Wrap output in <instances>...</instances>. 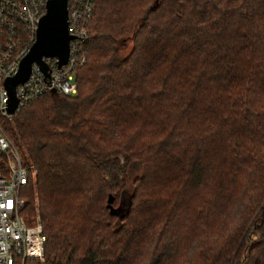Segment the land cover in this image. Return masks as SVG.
Segmentation results:
<instances>
[{
	"label": "trees",
	"instance_id": "trees-1",
	"mask_svg": "<svg viewBox=\"0 0 264 264\" xmlns=\"http://www.w3.org/2000/svg\"><path fill=\"white\" fill-rule=\"evenodd\" d=\"M88 28L76 94L3 123L45 237L16 264H264V0H93Z\"/></svg>",
	"mask_w": 264,
	"mask_h": 264
},
{
	"label": "built area",
	"instance_id": "built-area-1",
	"mask_svg": "<svg viewBox=\"0 0 264 264\" xmlns=\"http://www.w3.org/2000/svg\"><path fill=\"white\" fill-rule=\"evenodd\" d=\"M50 0H0V264H16L21 260L43 258L45 237L37 220L28 225L21 214L24 206L20 189L33 168L21 162L18 149L6 134L3 123L33 99L46 93L74 96L77 92L75 67L85 62L84 45L88 40L93 0H67L68 58L59 66L56 57H43L44 73L32 63L29 76L15 87L18 101L13 115L7 113L8 93L5 81L18 72L21 61L30 51L36 38L40 18Z\"/></svg>",
	"mask_w": 264,
	"mask_h": 264
},
{
	"label": "water",
	"instance_id": "water-1",
	"mask_svg": "<svg viewBox=\"0 0 264 264\" xmlns=\"http://www.w3.org/2000/svg\"><path fill=\"white\" fill-rule=\"evenodd\" d=\"M67 0H50L45 14L40 18L36 31L35 42L30 51L21 61L15 76L5 81L8 93L7 113L13 115L17 109L18 101L15 97V87L24 83L30 73L32 63L40 66L45 73L46 66L42 62L43 57H56L58 65H65L68 58L69 41L72 37L67 30ZM112 197L109 195L108 203ZM121 208L115 210L120 213Z\"/></svg>",
	"mask_w": 264,
	"mask_h": 264
},
{
	"label": "rangeland",
	"instance_id": "rangeland-1",
	"mask_svg": "<svg viewBox=\"0 0 264 264\" xmlns=\"http://www.w3.org/2000/svg\"><path fill=\"white\" fill-rule=\"evenodd\" d=\"M21 162H22V159H21ZM22 164H23V162H22ZM31 168L32 167H30V169ZM126 200H127V196L122 201V207H121L120 213H122L124 211L125 207H126ZM242 205H243V203H242L241 199H237L231 204V206L229 207V209H227V211L230 212L232 215H236V214H238V212H239L240 208L242 207Z\"/></svg>",
	"mask_w": 264,
	"mask_h": 264
}]
</instances>
